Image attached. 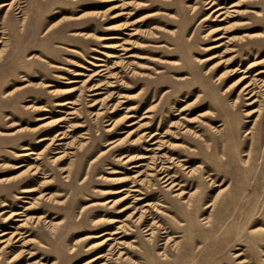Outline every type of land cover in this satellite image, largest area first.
I'll return each mask as SVG.
<instances>
[{"label": "rangeland", "instance_id": "rangeland-1", "mask_svg": "<svg viewBox=\"0 0 264 264\" xmlns=\"http://www.w3.org/2000/svg\"><path fill=\"white\" fill-rule=\"evenodd\" d=\"M14 1L0 7V231L20 241L0 243V264H264V0Z\"/></svg>", "mask_w": 264, "mask_h": 264}, {"label": "bare ground", "instance_id": "bare-ground-1", "mask_svg": "<svg viewBox=\"0 0 264 264\" xmlns=\"http://www.w3.org/2000/svg\"><path fill=\"white\" fill-rule=\"evenodd\" d=\"M17 4V2L16 1H14V0H12V1H10V2H1L0 3V7H4V6H8V8L10 7V6H14V5H16ZM207 4H208V6H207V8H210V7H212V5L214 4V0H207ZM211 12L212 13H215V12H217V14L219 15V16H221V15H224V14H226L228 11H226V10H224L223 11V7L222 6H217L216 8H214V9H212L211 10ZM221 20L223 19V18H220ZM1 24V23H0ZM1 31V30H0ZM252 36H256V37H260V36H262L261 34H251ZM221 36H219V37H217L216 39H218V38H220ZM220 44H217V45H214V46H211V47H218ZM2 50L0 49V56H1V54H2ZM108 56L110 57H112V54H108ZM213 57H215L214 55H212V56H210V57H208V58H206V59H212ZM259 62H261V60H257L255 63H257V64H253L252 65V67L253 66H256V65H258V64H260ZM229 64V63H228ZM94 66H100L101 64H99V63H94L93 64ZM241 71H243L244 73L245 72H247L248 70H241ZM262 73H264V69H259V70H257L254 74H256V75H261ZM79 75V74H78ZM221 75H219V77H220ZM223 76H221V78H222ZM245 77H247L245 74L244 75H242L239 79H237L236 81H237V83L239 84H241L242 83V81H243V79L245 78ZM71 81H76V80H71ZM237 83L235 84V85H237ZM253 85V83L252 82H246V83H244V84H242L241 85V87H240V89H239V94L240 95H247L245 98L246 99H250L251 97H253L254 95H257V92L259 93L260 91H257V90H254V86H252ZM261 86L263 87L264 86V81H263V83L261 84ZM226 91V90H225ZM9 94V93H8ZM261 94L264 96V89H262L261 90ZM235 101H237V99L235 100ZM257 100L254 98V99H252V100H250V101H248V105H251V104H253V103H255ZM68 103H70L68 100H64V101H62V102H59V104L58 105H60V106H64V105H66V104H68ZM93 105V104H92ZM255 112V110H250L249 112H246L245 114L246 115H248V116H250V115H252V113H254ZM62 121V119H60V120H58V122H61ZM45 124H43V125H41V126H44ZM1 133V132H0ZM59 134V133H58ZM57 134V135H58ZM60 137H58L57 139L58 140H61V139H63V135H62V133H60ZM49 138L48 137H46V136H42V137H40V139H39V141H44V140H48ZM153 143H155V141H153L152 142V144ZM57 144H60V143H57ZM22 149H24V150H27L28 148L27 147H22ZM148 148H146V150H147ZM30 154H34V152L33 151H26V152H23V153H20L19 155L20 156H27V155H30ZM126 156L125 155H122L121 156V158H125ZM145 157H147V155H142V156H138L136 159H142V158H145ZM127 160H129L128 158L126 159V161ZM15 167H17V166H15ZM165 166H160L159 168H158V172L160 173V174H162V175H160L159 177H158V179L161 181V183H163V186H168L167 187V189H171L173 186H174V182H172L171 180H170V176H167V174H165V168H164ZM190 171V173H194L195 172V169H192V170H189ZM174 178V177H173ZM122 189H124V188H122ZM21 192H29V191H31V189H29V188H22L21 190H20ZM131 191H138V189L137 188H133ZM181 192H178L177 194H179L178 195V197H181L182 195L180 194ZM126 196H124V198H125ZM123 198V199H124ZM142 197H137L136 199L137 200H139V199H141ZM122 199V200H123ZM183 203H186V205H187V208L190 210V209H192L191 208V203H190V200L189 199H186V200H184L183 201ZM144 205H146V204H144ZM211 205V203L210 204H206L205 205V207H209ZM128 206H125L124 208H122V209H125V208H127ZM25 209H28L27 207L26 208H24V210ZM4 211H6V210H4ZM15 216H23V212L22 211H12V212H10L9 213V215H7L6 217H5V220H9L11 217H15ZM14 220L15 221H21V219L20 218H18V217H16V218H14ZM137 222L139 223V222H141L143 219H142V216L141 215H139L138 217H137ZM209 220V219H208ZM207 220V221H208ZM116 221H118V219H116V218H112V222H116ZM18 227H20V226H18ZM148 230H151L150 232H147ZM144 231H146L147 233L146 234H149L150 235V237H149V239H150V241H152L153 239H152V237H155V235H154V232H153V229H152V226L151 227H148V228H146ZM8 233V231H0V243H4L3 244V247H5V246H7L8 245V243L14 238V237H12L14 234H17V233H19L18 231H15V232H13L12 234H10V236L9 237H5L4 238V236L6 235ZM117 232H112V234H116ZM99 235H103V233H101V234H99ZM109 239H111V238H109V237H107V238H105V240H102L101 242H98V244L99 245H104L105 243H106V240H109ZM18 241H20V237H17V238H14V240H13V242H18ZM25 243V241H22V243L20 244V245H25L24 244ZM124 252H118V255L119 256H121L122 254H123ZM31 256V254H29L28 255V257H30ZM103 256H108V254H98V255H96V256H94L92 259H91V261L92 260H95V259H98V258H101V257H103ZM15 256H13L12 258H11V260L14 258ZM107 258H110L109 256L107 257ZM136 264H139L138 262H135Z\"/></svg>", "mask_w": 264, "mask_h": 264}]
</instances>
